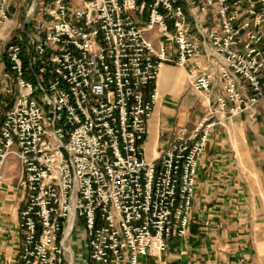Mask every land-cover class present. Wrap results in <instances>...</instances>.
Returning a JSON list of instances; mask_svg holds the SVG:
<instances>
[{
	"label": "built area",
	"instance_id": "built-area-1",
	"mask_svg": "<svg viewBox=\"0 0 264 264\" xmlns=\"http://www.w3.org/2000/svg\"><path fill=\"white\" fill-rule=\"evenodd\" d=\"M9 1L0 0V186L14 158L17 264H73V239L95 264L164 251L188 231L211 133L240 114L255 121L264 0H49L17 36L5 32ZM165 65L186 68L205 110L148 160Z\"/></svg>",
	"mask_w": 264,
	"mask_h": 264
},
{
	"label": "crops",
	"instance_id": "crops-1",
	"mask_svg": "<svg viewBox=\"0 0 264 264\" xmlns=\"http://www.w3.org/2000/svg\"><path fill=\"white\" fill-rule=\"evenodd\" d=\"M156 87L159 96L142 143L148 160L157 159L178 128L193 129L205 110L185 67L163 66ZM18 175L19 164L10 158L0 186V264H17L21 251ZM74 250L73 264H95L85 250ZM138 264H264V98L255 121L240 114L211 133L198 160L186 235L171 236L164 251Z\"/></svg>",
	"mask_w": 264,
	"mask_h": 264
},
{
	"label": "rangeland",
	"instance_id": "rangeland-1",
	"mask_svg": "<svg viewBox=\"0 0 264 264\" xmlns=\"http://www.w3.org/2000/svg\"><path fill=\"white\" fill-rule=\"evenodd\" d=\"M48 2L49 0H10V16L5 30L6 34L11 36L19 35L23 26H27V24L31 23L33 24L42 16V12ZM28 31L34 33L31 25H28ZM78 233L81 234L79 231ZM76 235L77 233H75L74 238ZM74 241L73 239V247L76 249L77 243Z\"/></svg>",
	"mask_w": 264,
	"mask_h": 264
}]
</instances>
